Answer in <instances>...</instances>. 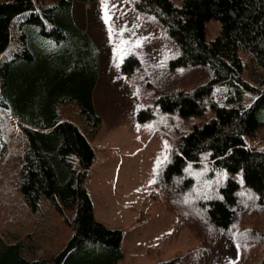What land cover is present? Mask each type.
Wrapping results in <instances>:
<instances>
[{"label":"rangeland","instance_id":"374dc122","mask_svg":"<svg viewBox=\"0 0 264 264\" xmlns=\"http://www.w3.org/2000/svg\"><path fill=\"white\" fill-rule=\"evenodd\" d=\"M134 1L72 0L71 19L96 48L95 55L91 49L73 51L80 49L75 39L71 54L62 47L56 54L44 51V60L13 67L4 87L0 80V125L8 140L0 160V237L6 243L19 241L28 258H50L71 235L66 220L44 198L32 212L20 196L19 165L26 141L17 120L9 118L15 109L18 118L24 115L34 122L68 119L90 140L95 160L86 188L91 196L102 197L96 218L123 232V257L117 264H259L264 260V202L243 183L240 172L213 167L202 154L198 164L186 162L181 173L167 174L181 136L214 112L206 106L201 115L184 117L177 110H163L158 100L194 90L210 80L211 71L199 64L170 68L179 53L176 44L152 16L135 11ZM124 15L127 21L142 17L144 27L134 20L132 38L112 44L116 20L126 22ZM220 32L218 20L205 22L207 41ZM130 54L140 66L127 76L119 63ZM239 54L244 78L264 82V71L252 55ZM87 93L100 118L95 135L79 104ZM246 142L264 147V126ZM229 178L239 184L238 206L234 222L224 229L211 223L207 209L211 199L222 197L220 189ZM108 197L112 208L106 206Z\"/></svg>","mask_w":264,"mask_h":264},{"label":"trees","instance_id":"16d2710c","mask_svg":"<svg viewBox=\"0 0 264 264\" xmlns=\"http://www.w3.org/2000/svg\"><path fill=\"white\" fill-rule=\"evenodd\" d=\"M71 2H0L3 87L12 77L13 67L19 63L26 66L39 58L44 60L47 57L44 51L56 54L61 47L66 54H71L75 39L79 40L80 49L73 51L91 49L95 55L96 48L72 22ZM134 8L153 16L177 45L179 53L170 60V68L199 64L211 71L210 80L194 90L166 94L158 100L163 110H177L184 117L201 115L206 106L214 112L208 121L193 126L181 136L178 154L167 168V174L181 173L186 162L197 163L202 154H207L211 166L240 172L244 184L263 203L264 148L248 144L246 137L264 126V82L259 80L254 84L244 78L239 53L240 50L249 52L264 71V0H181L179 6L171 0H136ZM210 19L221 23V32L207 41L205 22ZM138 66L134 55L125 57L119 65L127 76ZM86 97L79 104L94 135L100 119L93 111L88 93ZM13 112L17 117V111L13 109ZM18 119L26 141L18 184L24 204L35 212L44 198L66 220L71 235L50 258H28L20 242L5 243L0 238V264H117L123 257L120 248L123 232L94 218L85 187L87 171L94 160L86 134L72 121L57 117L43 123L24 115ZM7 149L8 140L0 125V160ZM237 188V181L229 178L220 189L221 199L208 202L207 216L214 226L227 229L234 222ZM69 211H72L71 217L66 216ZM259 264H264V260Z\"/></svg>","mask_w":264,"mask_h":264},{"label":"crops","instance_id":"0c3cea01","mask_svg":"<svg viewBox=\"0 0 264 264\" xmlns=\"http://www.w3.org/2000/svg\"><path fill=\"white\" fill-rule=\"evenodd\" d=\"M115 2H116V5L120 2V0H115ZM117 7H119V6H117ZM130 12V11H129ZM133 17V16H132ZM142 17H140V20H135V19H133V18H131V20L130 21H127L126 20V18H125V15H124V19L126 20V22H124V21H122V20H120L119 21V19H117L116 20V25H115V27H116V30H115V36H114V39L112 40V44H114L116 41H118V43H121L124 39L123 38H128L129 37V39H131L132 37H131V31H132V29L134 28V24H133V21L135 20V24L137 25V24H142V26L140 27V28H142L143 29V18L141 19ZM133 19V20H132ZM147 20V19H146ZM141 33V35H142V32H140ZM116 34H117V36H116ZM125 39V40H126ZM116 45V44H115ZM116 47H117V45H116ZM118 48V47H117ZM87 192H88V190H87ZM88 194H89V192H88ZM89 196H90V198H91V200H92V205H93V213H94V216L95 217H98V214H99V211L101 210V205H102V203H103V201H98V200H101L102 199V197H98V198H96V196L95 197H93V196H91L90 194H89ZM98 199V200H97ZM104 206V205H103ZM106 206H109L110 208H112V197H108V201H107V205ZM100 207V208H99ZM98 220H100V219H98Z\"/></svg>","mask_w":264,"mask_h":264},{"label":"bare ground","instance_id":"6f19581e","mask_svg":"<svg viewBox=\"0 0 264 264\" xmlns=\"http://www.w3.org/2000/svg\"><path fill=\"white\" fill-rule=\"evenodd\" d=\"M245 99V98H244Z\"/></svg>","mask_w":264,"mask_h":264}]
</instances>
